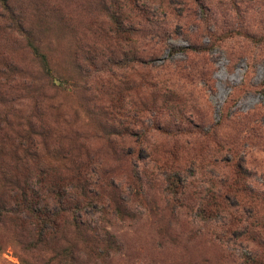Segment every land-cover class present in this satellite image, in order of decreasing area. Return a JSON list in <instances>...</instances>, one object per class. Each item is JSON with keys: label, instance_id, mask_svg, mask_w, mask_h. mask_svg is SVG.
Listing matches in <instances>:
<instances>
[{"label": "rangeland", "instance_id": "1", "mask_svg": "<svg viewBox=\"0 0 264 264\" xmlns=\"http://www.w3.org/2000/svg\"><path fill=\"white\" fill-rule=\"evenodd\" d=\"M12 1L25 11L26 28L54 73L76 84L72 93L45 91L44 101L57 107L45 116L51 127L76 134L108 166L118 164L109 146L135 148L144 159L147 208L136 209L132 221L111 223L123 250L106 264H240L249 256L254 247L246 244L244 214L222 225L213 205L235 194L246 212L252 197L264 210V0H200L204 23L190 0H148L152 33L127 46L110 35L93 0ZM80 1L82 15L75 9ZM86 17L99 38L88 35ZM140 23L131 15L124 28L135 35ZM204 26L214 34L213 49L187 51L184 33L197 45L210 44ZM178 47L187 52L172 51ZM87 53L92 65L83 60ZM16 57L31 65L27 53ZM167 176L180 178H174L183 187L179 200L168 195ZM234 179L232 189L222 186ZM200 211L211 219L203 221ZM0 243V264H20V247L1 234Z\"/></svg>", "mask_w": 264, "mask_h": 264}, {"label": "trees", "instance_id": "2", "mask_svg": "<svg viewBox=\"0 0 264 264\" xmlns=\"http://www.w3.org/2000/svg\"><path fill=\"white\" fill-rule=\"evenodd\" d=\"M81 1L75 5L79 15L86 12ZM93 1L98 2L99 10L106 16L114 40L120 36L127 46L134 36L145 39L152 33L154 23L145 20L148 0H119L123 6L118 0ZM190 1L200 21L207 22L200 0ZM15 7L12 0H0V234L7 243L20 247V264H106L123 250L119 238L110 230L111 223L132 221L136 209L147 208L148 182L139 171L144 159L135 148L109 146L112 163L118 164L108 166L109 162L98 161L89 153L76 134L62 135L51 127L45 116L57 107L44 101L45 91L72 93L76 84L54 73L47 55L26 28L25 11L18 13ZM131 15H137L141 22L135 35L131 34V26L124 28ZM85 19L88 35L99 38L101 34L90 27L92 19ZM203 28L210 44L197 45L184 33L189 41L187 51L213 49L214 34L208 32L207 26ZM88 49L97 52L91 46ZM172 51L186 50L178 47ZM24 52L30 57V66L16 63V56ZM85 56L86 64L92 65L91 54ZM127 63L132 65L128 56ZM24 103L28 104L27 112L20 109ZM174 178L166 177V190L173 201L180 199L183 190L176 183L180 178L176 177V182ZM236 183L234 179L222 186L230 190ZM231 196L232 201L220 198V203L213 205L214 220L220 219L222 225H227L236 213L244 214L248 222L243 228L246 244L254 250L238 261L264 264V210L257 206L261 202L252 197L254 207L246 212L237 195ZM200 213L203 221L211 219L209 213Z\"/></svg>", "mask_w": 264, "mask_h": 264}]
</instances>
